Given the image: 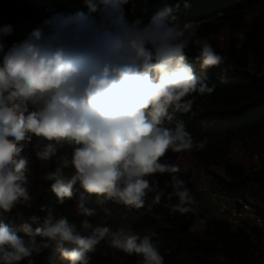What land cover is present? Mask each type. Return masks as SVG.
<instances>
[{
    "label": "clouds",
    "instance_id": "obj_1",
    "mask_svg": "<svg viewBox=\"0 0 264 264\" xmlns=\"http://www.w3.org/2000/svg\"><path fill=\"white\" fill-rule=\"evenodd\" d=\"M84 3L87 11L47 9L39 25L10 45L5 38L15 26L0 24V213L33 206L22 153L35 138L36 159L46 164L70 148L42 180L51 182L58 204L75 200L83 218L78 229L40 205L43 218L17 211L11 222L0 219V264H36L33 257L48 249L68 264H90L102 241L141 257L138 264H164L154 233L94 224L89 218L97 209L88 204L94 197L97 205L138 210L163 201L175 215L193 211L197 202L180 165L163 158L204 149L207 140H195L180 116L193 110L197 95L214 91L209 69L225 64L223 56L193 22L179 19V4L171 0H160L151 13L145 0L131 17L133 0ZM190 47L197 49L192 59L199 71L189 61ZM157 174H168L164 187Z\"/></svg>",
    "mask_w": 264,
    "mask_h": 264
},
{
    "label": "trees",
    "instance_id": "obj_2",
    "mask_svg": "<svg viewBox=\"0 0 264 264\" xmlns=\"http://www.w3.org/2000/svg\"><path fill=\"white\" fill-rule=\"evenodd\" d=\"M171 2L179 4L176 13L179 19L193 22L197 35L208 39L223 56L225 64L209 69V86L215 85L214 91L197 95L193 110L180 116L195 140H207L204 149L183 153L169 151L163 160L177 164L183 154L188 155L194 173L203 170L227 198L247 201L264 216V159L254 166L244 158L245 155L238 161L231 158L232 150L238 145L244 146L245 153L262 147L264 0H188L187 7L185 0ZM159 3L160 0H146L149 13ZM142 6H145V0H133L129 7L130 17L139 15ZM47 9L68 13L87 11L84 0H0V24H4L2 17L18 22L26 16L43 20L48 15ZM15 40H18L15 34L5 38L9 45ZM186 52L199 71V65L192 59L197 49L190 47ZM225 67L229 71L221 80L218 73ZM36 142L34 138L32 145ZM32 145L26 146L22 155L29 160L33 206L29 209L18 205L12 213H0V219L11 222L10 217L17 211H23L25 216L37 214L43 218L46 213L40 212L39 206L45 205L55 216H67L79 229L83 218L76 215L75 200L58 204L50 191L51 182L42 180L44 172L54 170L58 158L70 153V148L63 147L58 156L46 164L36 159ZM69 173L70 169H65V175ZM191 175L192 171L182 170V178L195 196ZM155 178L160 187H164L169 176L157 174ZM172 202H176L175 198ZM88 206L97 209V215L89 218L94 224L107 223L113 230L131 226L141 235L154 233L152 240L164 257V264H264V231L254 225L240 224L233 228L212 216L207 217L203 228L197 231L192 228L194 210L171 215L163 207V201L160 205L137 210L111 201L97 205L93 197ZM105 209L108 215H105ZM19 223L15 221L14 224L17 230ZM89 255L90 264H138L142 259L109 248L103 241ZM33 259L36 264H68L52 249ZM21 264H27V261Z\"/></svg>",
    "mask_w": 264,
    "mask_h": 264
},
{
    "label": "built area",
    "instance_id": "obj_3",
    "mask_svg": "<svg viewBox=\"0 0 264 264\" xmlns=\"http://www.w3.org/2000/svg\"><path fill=\"white\" fill-rule=\"evenodd\" d=\"M257 166L264 157L255 155ZM195 191L208 197L213 216L227 222L235 228L240 224L254 225L264 231V216L256 208L242 199L231 200L227 198L214 184L211 183L203 170L191 175Z\"/></svg>",
    "mask_w": 264,
    "mask_h": 264
},
{
    "label": "rangeland",
    "instance_id": "obj_4",
    "mask_svg": "<svg viewBox=\"0 0 264 264\" xmlns=\"http://www.w3.org/2000/svg\"><path fill=\"white\" fill-rule=\"evenodd\" d=\"M2 20L4 23H11L12 25L15 26V35L18 37V39L23 38L26 33L35 25L40 24V22L42 21L39 18H34V17H23L19 20L14 21V20H9L7 18L2 17ZM264 72V67L263 70ZM262 137V147L260 149H258L255 152H247L245 153L244 151V146L238 145L236 146L232 152H231V158L235 161L240 160L244 155V158H248L249 162L252 163L253 165L256 164V159H255V155H259V157H264V136ZM246 150V148H245ZM181 167V169L185 172L188 171H192V174L194 173L193 171H195L193 169V166L191 164V161L188 157V155H182L178 161V163ZM196 174V173H194ZM29 190H30V194H32V188L31 185H29ZM196 198V204H194V213H195V221L193 223L192 228L194 230L200 231L203 227L202 225V220L201 219H205L207 217H212L213 213L211 210V204H210V200L208 199L207 196H205L204 194L198 193L196 192L195 196Z\"/></svg>",
    "mask_w": 264,
    "mask_h": 264
},
{
    "label": "crops",
    "instance_id": "obj_5",
    "mask_svg": "<svg viewBox=\"0 0 264 264\" xmlns=\"http://www.w3.org/2000/svg\"><path fill=\"white\" fill-rule=\"evenodd\" d=\"M206 219V218H205ZM205 219H201L202 220V225L204 226L205 223ZM203 228V227H202Z\"/></svg>",
    "mask_w": 264,
    "mask_h": 264
}]
</instances>
